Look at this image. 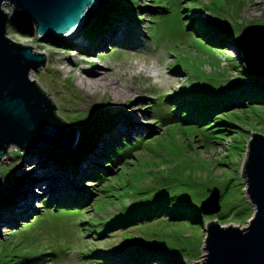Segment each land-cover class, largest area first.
<instances>
[{
  "label": "rangeland",
  "instance_id": "374dc122",
  "mask_svg": "<svg viewBox=\"0 0 264 264\" xmlns=\"http://www.w3.org/2000/svg\"><path fill=\"white\" fill-rule=\"evenodd\" d=\"M103 1L128 7L130 17L119 10L121 18L112 21L113 30L127 27L112 42L102 41L101 32L108 25L98 23L95 33L99 36L93 39L82 31L83 38L99 40L88 54L76 49L71 39H39L32 26L21 31L10 22L7 36L46 54L45 65L32 70L29 77L52 100L55 114L77 130V143L79 129L102 115L112 119L103 137L114 135L117 117L130 124L134 114L141 125L106 141L99 165H90L77 190L40 182L41 187H32L31 179L37 176V167L29 159L34 146L20 151L10 145L0 161V199L7 192L22 198L33 192V198L30 210L21 209L16 221L0 227V264H193L205 253L206 225L217 220L222 225L244 227L253 214L242 173L251 134H264V103L227 111L226 119L232 123L227 129L215 125L214 119L200 125L172 109L181 107V92L192 100L216 101L246 77L236 46L208 44L194 15L210 18L235 40L243 28L264 25V0ZM98 5L89 10L86 22ZM5 9L10 11L8 6ZM91 72L102 76L107 85L87 84ZM180 109L187 111L184 106ZM124 141L128 145L123 149L128 152L107 162L106 151L120 149ZM96 142L87 153L93 152ZM43 148L40 153L53 161L48 165L56 167L55 180L64 176L57 165L66 169L80 159L67 156L58 162L51 154H55L54 146L40 144L35 150ZM67 158L71 163L62 165ZM213 188L220 192V208L203 214L202 224L162 218L131 228L113 227L97 235L99 222L116 214L125 216L158 193L175 203L188 200L200 205ZM151 240L172 251H161L156 257L152 251L157 244H150ZM131 245L139 250L129 248ZM38 254L42 255L35 256ZM30 258L37 262H27Z\"/></svg>",
  "mask_w": 264,
  "mask_h": 264
},
{
  "label": "water",
  "instance_id": "95a60500",
  "mask_svg": "<svg viewBox=\"0 0 264 264\" xmlns=\"http://www.w3.org/2000/svg\"><path fill=\"white\" fill-rule=\"evenodd\" d=\"M99 1L0 0V161L10 145L20 151L32 150L40 144H53L60 150L73 148L78 133L55 114L57 108L52 100L37 81L29 77L32 70L38 71L45 65L47 57L7 36L11 17L21 15L39 39H66L85 25L82 23L87 18L86 13ZM5 6L10 11H6ZM235 42L241 55L240 62L251 74L264 77V25L252 24L243 28ZM242 176L246 179L245 195L254 208L252 216L244 227L222 225L217 220L206 225L205 253L193 264H264L262 133L251 134ZM219 203L220 192L213 188L200 203L201 213L218 212Z\"/></svg>",
  "mask_w": 264,
  "mask_h": 264
},
{
  "label": "trees",
  "instance_id": "16d2710c",
  "mask_svg": "<svg viewBox=\"0 0 264 264\" xmlns=\"http://www.w3.org/2000/svg\"><path fill=\"white\" fill-rule=\"evenodd\" d=\"M128 8V7H127ZM121 7L119 5L115 4H109L104 3L103 0H100L99 5L97 6V9L92 12V16L88 19V21L85 24L84 28V34L89 37L90 39H93V37L97 36L95 27H97L98 23H101L103 26L108 25L109 22L113 21L117 17H120L119 10L122 11V14L124 17L128 18L130 17V14L128 15V9ZM127 13V14H126ZM130 13V12H129ZM199 16V15H198ZM196 17L197 24L200 25L199 28L202 29L203 36L205 40H207L208 44L213 45H219L222 48H225L227 46H232L235 48L236 42L232 38V33L228 31L225 28L218 27L211 23L209 19L202 20L200 18ZM11 25H13L16 29L24 31L28 28H30V25L28 22L20 15H13L11 17ZM191 26V25H187ZM198 28V29H199ZM213 29V31H210L208 29ZM29 30V29H28ZM99 30V29H97ZM213 34V36H212ZM99 36V35H98ZM61 39V38H59ZM59 39H53L54 42H59ZM238 53V52H237ZM239 55V53H238ZM240 62V61H239ZM243 66V71L246 75L244 82L242 84H236L228 89V91L222 96L219 97L216 101L211 100L207 102L190 99L188 96L185 95V93L181 92L179 95V98L182 102L181 107L184 106L186 108V112H183L180 108H173L172 112L175 114L179 113L183 117L187 118V120L191 121H197L198 124H202L204 122H210V119L214 122L215 125L223 126V127H230L231 122H229L226 117L229 116L230 112L227 113V111L233 109V108H239L246 105L251 104H263L264 103V77L261 76H255L251 74L247 67L244 66L242 62H240ZM242 71V72H243ZM184 86L182 87V89ZM190 112V113H189ZM224 112V113H223ZM223 113V114H221ZM187 116V117H186ZM112 123V119L109 116H100L98 117L90 126L84 128L83 130L79 129L80 139L78 143L75 144V146L70 150L63 149L60 150L56 146L54 148L56 149L55 154H52L53 159L58 162H60V159L64 160L67 156H80V158L88 152L89 146L99 140V136L101 133H103L104 130H106L107 126H109ZM128 145L126 141H124V144H122L120 149H113L106 151L104 158L107 160V162H114L116 160L121 159L122 155L124 153H127L128 151H125L124 146ZM126 148V147H125ZM44 152L43 150H41ZM53 151V149H52ZM91 151V149L89 150ZM79 160V159H78ZM77 160V162H78ZM76 162V163H77ZM62 165L69 164L71 161H69V158H67V161H62ZM99 178V177H98ZM158 193L156 198L153 200H150L148 202L143 203L142 206H139L133 210H131L128 214L125 216H121L116 214L112 219H108L105 222H99L97 224L96 230L97 235L100 236L102 234H106L109 230L114 228H131L137 224H140L142 222H149L153 219H164L169 221H187L192 224H202L203 219L205 216L201 213L200 205L191 204L188 200H183L182 202H173L171 201L170 197L167 196H159ZM2 204L7 205L12 201L11 194L7 196V198H1ZM54 210V209H52ZM222 216V214H219ZM150 244H157V248L153 249L152 253L155 254L157 257L160 256L161 251L167 250L170 251L171 247L168 245L160 242L151 240L149 241ZM152 245V246H153ZM165 245V246H163ZM132 246V245H131ZM129 246V248H135V250H139L137 246L133 245L132 247ZM177 252L181 251V249H175ZM172 251V250H171ZM151 253V254H152ZM42 254H38L35 256H40ZM158 256V257H159ZM173 260H177L175 257ZM36 261L33 260V258H30V260L27 259V262Z\"/></svg>",
  "mask_w": 264,
  "mask_h": 264
},
{
  "label": "bare ground",
  "instance_id": "6f19581e",
  "mask_svg": "<svg viewBox=\"0 0 264 264\" xmlns=\"http://www.w3.org/2000/svg\"><path fill=\"white\" fill-rule=\"evenodd\" d=\"M88 12L86 13V16H87ZM86 19L87 18H85V21L82 23V25L84 23L86 24ZM126 27H127V25H126ZM126 27L122 26L121 28H119L117 30H113L114 29V25L112 24V21L109 22L108 26L105 27L104 30H102V32H101V36L103 35V38H104V39H102V41L103 42H107V40L109 41L112 37L117 36L118 34H121L123 32V30L126 29ZM84 28H85V25H83L82 28H79L78 30L74 31L72 34L67 36L66 40H69V39L73 40L75 42V45H76L75 48L76 49H78L79 51H81L83 53H87L88 54L89 50H91L90 48H94L98 44L99 40L90 41V40H87V39L83 38L82 31L84 30ZM111 31H112V33H111ZM116 38H113L110 41L112 42V40H114ZM87 76L89 77L86 80L87 84L88 83H92V85H96V84H105V83H107L106 81H104L102 76H97L96 74H94V72H91ZM105 85H107V84H105ZM130 117H131V120H132V122L130 124L131 125L134 124L133 126H130V124L125 122L123 120V118H118L117 117L116 118V122H115V126H114V128L112 130L114 135H107V136L103 137L105 135L104 131L106 132L107 129L104 130L103 133H101V135L99 136L100 140L98 142H96V144H94L95 149L93 148L94 149L93 152L92 153H87L86 155L82 156L79 159V161L75 164V165L78 164L77 165L78 174L76 176L73 173V168H74L75 165H71V166H69L66 169L63 168V167L61 168L60 165H57L58 167H60V170L62 171L61 173H63L64 176H61L59 179L55 180V173H57V170L53 169V168H56V167H51L50 166L51 164L48 165V162L51 163L53 161H51L50 158H47V156L42 155L44 153H40L41 150L45 151L44 150L45 148L36 149L35 150V147H34L33 148V150H34L33 153L36 156L41 155V156H44L45 158L40 157L41 158L40 159V158L36 157L33 153L29 157V159H32L33 160L32 162H34V164L37 167V172L35 174H37V176H38L39 173H40L38 179H37V176L35 178L31 179V180L34 181V182H31L32 187H34V185H35V187H37V186L41 187L40 183H45V184L47 183V184H50L51 186H53V184L57 185L56 188H58L59 186H60V188H63L65 186H69L73 190H77L78 187L80 186L79 185L80 180L83 177H85L86 172H88L87 169L89 170V168L91 167L90 165H92V166H98L99 165L98 162L100 160L101 152L107 146L106 145L107 144L106 141L108 142L109 140H111L112 136L116 137L117 135H120V134L124 135L125 133H129L131 131L133 132V131H135L136 129L139 128V126L141 124H140V122L138 120H136L137 119L136 115L131 114ZM137 122H139V123H137ZM77 136L79 137V133H78ZM43 145H45V144H43ZM47 145H49V144H47ZM51 145L55 146L53 144H51ZM71 149H72V147L67 149V150H71ZM61 150H63V149H61ZM3 160H4V158H3ZM36 179H37V181H36ZM59 183H60V185H59ZM10 193L11 192H7V195H6L5 198H7V196H9ZM20 194H22V193H20ZM32 198H33V192H28L27 196L24 197V198H22L20 195L12 194L11 195V199H12L13 202H12L11 205L9 203H7V205H4V204L1 205L2 200H0V227H3V226H5L8 223H12V222L16 221L18 219V217H19V212L21 211V209L25 208L27 210H30L31 206H32ZM14 203H17V205L15 206Z\"/></svg>",
  "mask_w": 264,
  "mask_h": 264
}]
</instances>
